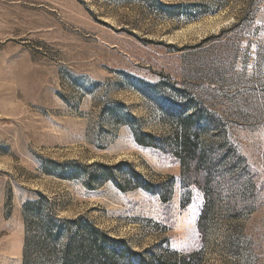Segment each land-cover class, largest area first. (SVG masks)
<instances>
[{"label":"rangeland","instance_id":"1","mask_svg":"<svg viewBox=\"0 0 264 264\" xmlns=\"http://www.w3.org/2000/svg\"><path fill=\"white\" fill-rule=\"evenodd\" d=\"M185 103L222 128L198 146L226 139L244 170L202 231L169 138ZM37 196L136 250L264 264V0H0V264H22Z\"/></svg>","mask_w":264,"mask_h":264},{"label":"trees","instance_id":"2","mask_svg":"<svg viewBox=\"0 0 264 264\" xmlns=\"http://www.w3.org/2000/svg\"><path fill=\"white\" fill-rule=\"evenodd\" d=\"M180 109L188 111L189 114L171 121L172 132L169 138L180 161L183 177L200 188L205 200L207 199L199 220L202 231L207 211L206 203L213 199L209 196H221L222 190L233 191L234 184L243 177L244 170L239 164V155L228 147L226 139V141H213L204 149L198 146L200 128L206 123L212 125L215 133L222 132L217 118L202 112L200 107L193 106L188 110L186 103L182 104ZM144 134L153 137L151 134ZM123 164L120 161L114 168H119ZM100 166L103 172L110 168L106 165ZM132 171L134 177L140 181L136 187L149 190V182L135 169ZM239 191L234 190L228 195L237 194L236 192ZM53 206V202L45 196H37L23 205L26 235L22 264H200L201 262L200 251L181 254L168 247H160L158 244L136 250L127 239L113 236L102 229L88 214H79L75 217L59 216Z\"/></svg>","mask_w":264,"mask_h":264}]
</instances>
